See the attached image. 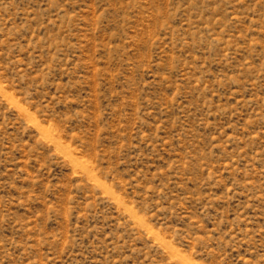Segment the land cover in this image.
Here are the masks:
<instances>
[{"label":"rangeland","instance_id":"rangeland-1","mask_svg":"<svg viewBox=\"0 0 264 264\" xmlns=\"http://www.w3.org/2000/svg\"><path fill=\"white\" fill-rule=\"evenodd\" d=\"M0 264H264V0H0Z\"/></svg>","mask_w":264,"mask_h":264}]
</instances>
